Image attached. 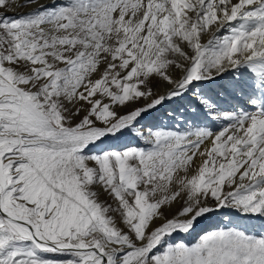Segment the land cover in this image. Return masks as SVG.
Listing matches in <instances>:
<instances>
[{
  "label": "snow or ice",
  "instance_id": "1",
  "mask_svg": "<svg viewBox=\"0 0 264 264\" xmlns=\"http://www.w3.org/2000/svg\"><path fill=\"white\" fill-rule=\"evenodd\" d=\"M0 264H264V0H0Z\"/></svg>",
  "mask_w": 264,
  "mask_h": 264
},
{
  "label": "bare ground",
  "instance_id": "2",
  "mask_svg": "<svg viewBox=\"0 0 264 264\" xmlns=\"http://www.w3.org/2000/svg\"><path fill=\"white\" fill-rule=\"evenodd\" d=\"M218 88H219L218 84H213V85H209L208 87L203 88L202 91H204L205 93H207L210 96L215 97ZM188 97H186L183 100H178L177 104L166 103L163 107L159 108L158 111L150 114V120L152 121V125L172 126L173 121L167 115L168 113H172L173 115H185V116H187L188 113L185 110L189 107L190 101L192 100V97L190 94ZM218 217H219V215L216 214L212 217V219H216Z\"/></svg>",
  "mask_w": 264,
  "mask_h": 264
},
{
  "label": "rangeland",
  "instance_id": "3",
  "mask_svg": "<svg viewBox=\"0 0 264 264\" xmlns=\"http://www.w3.org/2000/svg\"><path fill=\"white\" fill-rule=\"evenodd\" d=\"M20 11H26L25 9H22ZM12 14V13H11ZM189 98V97H188ZM178 101L172 102L174 104H177ZM178 111V110H177ZM165 112V111H164ZM142 124L145 125H152V121L150 120V115H145L143 121L141 122ZM130 141L127 140L126 138H121L118 141H113L110 145H105L104 147H119L125 143H129ZM102 199L104 198L103 196L101 197ZM179 208V205H177L175 208L172 209V212L174 213L177 209ZM219 215V214H218ZM221 222V216L219 215L218 218L212 219L210 218L209 220H201L197 226L196 230L191 234V235H178L175 237V239H184L185 241L191 242L194 240L197 236L198 233L202 232L203 230L207 228H211L212 226L218 224Z\"/></svg>",
  "mask_w": 264,
  "mask_h": 264
}]
</instances>
